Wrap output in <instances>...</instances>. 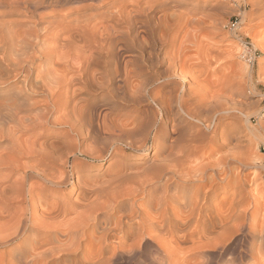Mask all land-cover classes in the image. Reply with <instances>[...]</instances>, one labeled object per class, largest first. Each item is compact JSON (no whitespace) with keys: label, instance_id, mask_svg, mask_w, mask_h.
Instances as JSON below:
<instances>
[{"label":"bare ground","instance_id":"obj_1","mask_svg":"<svg viewBox=\"0 0 264 264\" xmlns=\"http://www.w3.org/2000/svg\"><path fill=\"white\" fill-rule=\"evenodd\" d=\"M174 1L176 0H0V84L5 83L8 85L7 89L9 91L18 88L17 92H13V98L11 100L8 98L10 102L0 106V138H3L7 142V146H5L2 154H0V165L18 168L20 166L19 159H23V156L27 157L28 155L35 156V159H33L36 160L37 158L38 164H43V159H46V154H43L46 151L47 145L45 143L47 142H42L44 144H40L39 147H37L39 151L36 152L37 148L35 149V146L38 145L35 142L36 140L34 141L30 140L29 137H24L25 131L38 125L36 124V120L38 123L48 126L66 127L67 131L69 130V133L71 132L75 137L80 135V130L82 131L79 127H91L90 125L96 120V125L100 126L98 130L96 129L95 131H91L92 128H90L91 139L95 144L99 143L101 139H106L107 142L104 147L100 145L102 148L95 149L94 146L91 151L83 149L84 151L81 150L79 152L81 156L95 162V164L87 166L90 171L96 169L95 167L98 168L99 163L103 161L105 157H116L118 154L124 153L125 150L116 148L114 146L115 143H123L126 148L133 149L134 151H143L147 146V142L146 140L143 141L136 138V134L139 130H130L128 129L130 127L127 128L125 124L121 123L117 125L116 120L110 118L109 114L104 110L105 108L103 105L93 108L87 107L84 104L81 106V109H79L78 105L86 101L76 100V97L80 94L79 91L95 89L96 91H104V93L108 91L109 95L111 94V96L116 99V97L118 98L117 94L119 95L117 91L124 93L129 84L134 87L140 86L136 83V80L134 81V77H143V67H146V65L143 67L140 65L141 62H143L142 60H145V57V61H147L149 66H153L152 60H157L154 59V57L152 59L154 53L153 49L155 47L150 48L146 46L143 42L144 39H141V34L149 36L157 27L160 29V26L163 25L164 27L168 24L170 26L172 22L173 25L177 27L182 26L185 29L188 25L190 27L193 25L190 21L191 18L188 19L186 15L179 12L175 13V11L173 12L175 14L171 16L166 13L167 10L174 8ZM249 2L252 7L264 11V0H249ZM144 14H146L145 19L137 21L136 18L143 17ZM252 16L253 14L250 13L248 17ZM15 17H17V19ZM244 18L245 15L242 14V22ZM263 18L264 16L262 19ZM203 22V18H198L194 23L193 29L195 30V27H200V24H203ZM163 29L161 28L159 32L163 33ZM178 31L175 30V33L177 34ZM129 33L132 35L130 39L132 45L127 43L130 36ZM175 33L173 31V34ZM169 35L171 36L172 34ZM165 37L159 39H165ZM173 37L175 38V36ZM174 38L171 36L169 42L167 41L170 50L168 49V54L165 55L169 67L164 69V71L162 70L163 72H158L157 78L160 84L153 89L151 88L153 83H149L145 86L151 98L150 100L160 109L163 104V98L167 94L165 88L172 85L173 88L170 90L171 92L169 91L170 99L175 100V103L187 118L199 121L195 116L196 113L194 110L190 108V110H186V106L194 99L190 97L189 101L191 102L188 104V101L186 103L184 98L189 96L190 94L188 95V93L193 89L202 87L204 90L203 94L200 93V96L203 97V101H206V112L209 113V118L205 125L206 128H209L212 123H214L215 126L214 118L228 112V108H224L221 103L217 104L222 98V87L226 83V79H228V72L227 74L225 73L227 76H225L224 73L218 76L216 78L217 83L213 81L209 84L204 79H201V77L204 74V68L208 70L207 68H211L214 65L216 68H219L220 61L224 58L221 56L222 54H219V56L222 57L220 58L217 56V52V54L213 53L207 46H201L202 43L196 42L198 48L192 43V45L197 48L195 49L197 50V54L195 53V56H197L196 62L193 65H187L186 62H179V64L174 60V57L176 56L177 58V55L180 53L178 51L179 49H173L175 46H173V44H175L173 42ZM148 41L150 42V39ZM163 41L164 40H162V42ZM129 44L131 47L133 46L141 56L127 58L126 52L129 50ZM161 45L162 43L160 46ZM165 45L166 44L163 43V46ZM259 47L258 45L256 46V48ZM202 51L203 54L201 53ZM204 51L208 52L205 53ZM144 52H146V54H144ZM142 54L145 56H142ZM247 56L249 62L253 61L252 53L248 52ZM229 57H231V55ZM225 58H227V55ZM157 62L159 61L155 63L157 64ZM224 65L223 63L222 66ZM172 68L173 70L174 68H179L180 75H178V77H182V79H176L180 82L175 81L176 83H174L171 81L173 79V73H171ZM213 68L214 67H212V69ZM72 69L77 70V75L70 76V71ZM155 69L152 68V70ZM226 69L227 67L225 70ZM214 72L217 71L214 70ZM186 78L192 82V87L185 88V86L180 84ZM147 79H149V77ZM207 79L208 78H206V80ZM229 79L227 81L229 84L235 82L234 78L231 80ZM114 81L117 82L118 86L115 90H112L109 86L113 87L111 84ZM25 96L39 98L37 104H40V109H36V114L34 115V113H32L33 115L31 114V118L29 114V116L23 115L24 117H19L20 111H22L21 109L27 104L26 102H29H25V100L22 99ZM124 97L125 96H122V101H124ZM40 98H42V100ZM132 98L134 102L140 100L139 97ZM82 99L85 98L82 97ZM108 102L109 101H107V103ZM70 104H72L70 110L67 111ZM164 106L168 107L166 104H164ZM111 108H115L114 103ZM26 109L27 108H25V110ZM78 109L79 111H77ZM153 109L148 106L143 110L142 119L144 121L149 122V118L156 114ZM166 110L164 107L163 114L166 113ZM25 113H27V111H25ZM86 113L89 118H87ZM259 114L260 113H257L256 115L258 116ZM99 118L102 119L100 123L98 122ZM216 121V125L219 126L220 120L217 118ZM244 123L246 133L241 132L240 136L251 134L256 137L257 130L254 126L249 124V117L246 115L244 117ZM141 124H143V122H141ZM105 125H110L113 129L112 132L106 133L103 131L102 128ZM184 128L185 125L183 129ZM191 129L192 128H190V131ZM159 132L160 131H158L157 136H153L156 143L163 134ZM221 133L218 134L220 139ZM194 137L195 136L190 137L189 142L194 140ZM181 138L184 139V137ZM197 140L195 139V141ZM70 141H73V139ZM215 141L216 140L210 138L203 147H197V145L191 147L192 145H190L186 150H184V147V149L180 150V148L173 153L170 152V149V154L167 152L166 154L168 155L163 158L162 162H160V160V164L157 167H151L147 172L120 170L114 175L112 174V177H107L105 180L93 183H84L82 181V176L77 172L73 182L71 174L67 175L65 172H61L59 176H54L53 174L41 176L36 174L35 177L40 180L43 179L44 182H42V180L31 182V180H27L24 175L21 180L10 184L8 182V177H10L13 172L10 174L7 173V176H4L2 180L0 179V198H3L2 194L6 193L7 190L15 189V187H18L20 184L27 183V203H33L39 196H44L47 193H55L56 189H51L52 191H46V188L45 190L43 189L45 183L50 182L52 185L55 184L56 186H65L68 184L77 185L78 194L75 200L77 199L80 202L71 206L64 204L60 207L58 205L47 208V205L45 206L44 202H42L43 206H45L42 213L37 215V208H32L29 218L26 215L27 206L25 209L22 208L24 205L22 207L19 206L20 209H23L22 211L9 212L10 214L7 215L3 214L2 212L5 210L3 211V209H1L0 247L10 246L12 244L15 246V244L17 245L20 241L26 245V247H23L24 249L13 253L15 264H62L63 253L72 252L75 255L80 248H84L83 245L85 243L82 244L81 237H84V234L87 233L88 230L102 228L104 229V233H102L105 237H112L114 231L111 232L102 227L103 224L105 225L108 222V217L102 218L101 215L104 211H107L109 213H121V216H119V218L117 217V221L114 223L115 228H111V230L116 229V233L117 230L119 231L121 229V226L127 223H135V237L132 240V243L135 245L139 246L145 241H151L153 238L152 236L151 238L149 237V233L152 230L163 229L165 234L160 238L169 235L170 238L168 241L166 239V241L169 242V240L172 239L174 243L173 246H176L175 248H177V250L180 245L188 242L194 245L202 240L206 241L211 245V248L217 250L216 262L213 264H264V203L260 204L261 199L264 197V174L261 178V185H259L260 183L256 185V181H258L256 179V174L255 180L252 178L248 182L244 181V175H242L241 169L235 172V169L229 166L230 164L226 159L227 157H232L231 160H235V153L237 154V152H229L230 155L224 158L222 155H219L221 153L219 150V143L217 144L218 138L217 141ZM187 142L188 141H186V143ZM51 143L53 144V142ZM181 143L182 142H180V144ZM49 146L50 145H48V147ZM55 146L59 145L55 144ZM174 146H176V144ZM60 156L58 158H60ZM210 159L212 161H210ZM237 159L235 161H237ZM255 161L257 160L255 159ZM53 163L54 162H52V164ZM67 163V160L62 161V164ZM76 163L75 161L71 163V170H74V172L76 170ZM245 163L241 166L247 168L248 166L245 165ZM247 163L249 162L247 161ZM54 164H56V161ZM22 165L24 164L22 163ZM234 167L235 166H233V168ZM252 176L254 177V175ZM160 179H163L164 183L160 186L155 185V182ZM231 179L233 180L232 183H230ZM246 182L248 187L246 186ZM196 183L199 184L196 188L190 189L187 187L188 185ZM147 184L154 185L148 188L145 186ZM232 188V195L236 197V204L234 205L238 208L222 212L223 210L216 208L217 203L214 201L216 194L218 191H224V193L227 194ZM42 189L45 192L42 191ZM179 191L185 195V198L181 201H175V195ZM138 195H141L147 200L145 205L139 204L140 206H138L136 203H126L129 197ZM154 197H157V206L160 210H154L157 208L155 206L156 208L153 210L156 212L153 211L154 213H151L150 204ZM169 201H174L176 203L172 202V205ZM4 203L5 202L2 204ZM8 205L6 206L8 207ZM68 215H73V217L65 220ZM177 222H179V224ZM175 226L178 228L176 229ZM38 228H42V232L44 230L55 232L57 245L48 247V245L53 242L52 240L55 239L54 236H52L54 239L47 238L49 235H45V237L42 236L38 242L29 241L27 238L24 239L25 235L38 230ZM234 234L238 235L237 245L236 248L231 251L229 247H226L225 242L231 239ZM92 236L91 234V237ZM155 238L156 237H154V239ZM155 240L156 242L159 241L157 238ZM161 240H164V238ZM156 242L154 241L155 244ZM129 248H132V246ZM198 248L200 247H193L191 250ZM73 254L71 255L73 256ZM161 256H158V258ZM99 259L101 258L99 257ZM72 260L74 261V259ZM80 261L82 260L80 259ZM103 261L104 260L97 261L95 264H102ZM86 262L88 261L86 260ZM89 262L92 263L93 261L90 260ZM166 262V264H168L170 261L166 259Z\"/></svg>","mask_w":264,"mask_h":264},{"label":"rangeland","instance_id":"obj_2","mask_svg":"<svg viewBox=\"0 0 264 264\" xmlns=\"http://www.w3.org/2000/svg\"><path fill=\"white\" fill-rule=\"evenodd\" d=\"M173 4L175 5V6H173L174 8H171V10L170 9L167 10L166 13L169 16H171V15L179 12L183 15L188 16V19L191 18L190 21L193 24V25H191L192 29L189 25L187 26L186 29L181 26L183 28L182 29L179 26L177 27L176 25H173V22H172V23H170V24H172V25H170L171 27L169 26V24L165 25L166 27H164V25L160 26V29L164 28L163 33H160L159 32L160 29H159V27H157V29H155L156 31L155 30L152 31L149 36L141 34V39H144L143 42L146 46H148L150 48L155 47L154 49L152 48L154 50L152 59L154 57V59H157V60H152L153 66H149L147 61H145L146 60L145 57H144L145 60H142L143 62H141L140 65L142 67L144 65H146V67L145 66L143 67V70H144L143 71L144 72L143 77L139 76V77H134L135 79L133 78L134 81L136 80V83L140 86L134 87V86L129 84L124 93L117 91V93H119V95L117 94L118 98L116 97V99L113 98L111 96V94L109 95L108 91H105V93H104V91L97 90L98 91L97 92L95 89H93V90L91 89L88 91H79L80 94H78L76 97V100L86 101L88 103L87 104L86 102H83L81 105H78L79 109H81V106L84 104L87 107H93V108H95L99 105H103L105 108L104 110L109 114L111 119L116 120L117 125H119L121 123V124H125L127 128L130 127V128H128L130 130H132V129L139 130V132L136 134V136H137L136 138L138 140H143V141L146 140V142H147L146 148L143 151H134L133 149L126 148V146L123 143H120V142L115 143L114 146L120 150L124 149L125 150L124 153L118 154L116 157L115 156L114 157L113 156L105 157V159L99 163L98 168L95 167L96 169H93L90 171V170H88L87 166L95 164V162L90 160L89 158L81 156L79 152L83 149L86 151H91L94 146H95L94 147L95 149L102 148L100 145H102L104 147V145H106V142H107L106 139H101L99 141V143H97V144L93 143V141L91 139V133L90 132L95 131L96 129L98 130V127L100 126V125L99 126L96 125L97 124L96 120L90 125L91 127H87V126L86 127L83 126L84 128L79 127V129H82V131L80 130V135L76 136V137L73 136V134L71 132L69 133V130L67 131L66 127H56V126L54 127L52 125L48 126V125H44L42 123H38V121L36 120V124H38V125L31 127L32 130L30 128L29 130L25 131L24 137H29L30 140H34V141L36 140L35 142L38 145L35 146V149L37 147H39L40 144H44L45 142H47V143H45L47 145V148H46L45 153L43 154V155L46 154L45 155L46 159L44 158L43 164L40 165V164H38L37 158H36V160H34L35 156H29L28 155L27 157L23 156V159L22 158L19 159V162H20L19 167L20 168L19 167L18 168H10L8 165H0V179L1 180L4 176H7V173L10 174L12 172L13 173L10 175V177H8L9 181L7 180L10 184L15 182V181L21 180L24 177V175L26 176L27 180H31V182H38L40 179L35 177L36 174H39L41 176L45 175V174H53L54 176H59V174L61 172H65L67 175L71 174L72 181L74 182V180H75L74 177H75V174L77 172V173H79V175L82 176V181L84 183L85 182L86 183H88V182L93 183L96 181L105 180V178H107V177H112L115 173H117L120 170H128L129 172H136V171L147 172L150 170L151 167H153V168L157 167L160 164V162H162L163 158L166 155H168L166 153L167 152L169 153L170 149L172 150V151L170 150V152L173 153L180 148H181L180 150L184 149V147H185L184 150H186L187 148H189L190 145H192L191 147H193V145H197V147H203V145L205 146L207 144V142L209 141L210 138L214 139L216 141L218 138L217 144L219 143V146H220L219 147V150L221 153V154H219L220 156L222 155V157L225 158L226 156L230 155L229 152H234V153L237 152V154L235 153V155H236L235 160L237 158L240 159V160L237 159V161H235V160H231L232 157H230V158L227 157L226 159L230 164L229 166L232 169H235V172L239 171L241 169L242 175H244L243 179H244V181H247V182L249 180H251L252 178H254V180H255V176L257 175L256 179L258 181H256V185H258L259 183H260L259 185H261V182H262L261 178L263 177V174H264V111H263L264 110V18L262 19V17L264 16V11L262 9H259V8L257 9V8L252 7L249 0H176V1H174ZM239 6H240V8H239ZM174 11H175V13H173ZM215 11H217V12H215ZM250 13L253 14L252 17H248ZM204 14H205V16H204ZM242 14L245 15L243 22L241 20ZM257 14H259V15H257ZM145 15L146 14H144L143 17L136 18L137 21H140V19L144 20ZM211 15H212V17H211ZM15 18L17 19V17H15ZM198 18L199 19L203 18L204 22H203V24H200V27H198V28L195 27V30H194L193 29L194 23L198 20ZM16 19H14V20H16ZM215 23H217V24H215ZM167 29L168 30L170 29V30L168 31ZM175 30L176 31L179 30L177 32V34L175 33ZM124 31H126V30H124ZM173 31L175 34H173ZM166 32H167V34H166ZM169 34H172L171 35L172 38H174L173 36H175V38L173 39L174 40L173 42L175 43V44H173V46L175 45L174 46L175 48L173 47V49H175V50L179 49L178 51L180 52L178 55L176 54L177 58H176V56L174 57V60L177 63L186 62L187 65H193L196 62L197 56H195V55L197 54V50H195V49L198 48V46H196V44L198 42L202 43L201 46H207L208 48H210L212 50L211 52H213V53L217 52L218 53L217 56H219V54L220 55L222 54L221 56L224 59H226V60L223 59L224 61L221 60L222 62L220 61V67L219 68L218 67L216 68L214 65L212 67H214L215 69L214 68L212 69V67L207 68L208 70H206L205 68H204V70L202 69L204 74L201 77V79H204L209 84L213 81L215 83H217L216 78L218 76L222 75L223 73L225 76H227L226 75L227 72H228L227 77H228V79L230 78L229 80H231L233 78L235 79V82H231V84H229L227 82L228 79H226L227 81L225 80L226 83L224 81V83L227 85L224 84V86L222 87V98L217 102V104L221 103V105L224 108H228L227 109L228 112L226 114H223V115H218L217 117L214 118L215 126H214V123H212L209 128H206L205 124H207V119L209 118V113L206 112V103H205L206 101L205 100L203 101V99H202L203 97L200 96L201 94H203V90H204V89H202V87H199L197 89H193L191 92L188 93V95L189 94L190 95L185 97L187 99L184 98V101H186V103L188 101V104H189V102H191V101H189L190 97L194 99L188 106H186V110L187 111L190 109L194 110L196 113L195 116L197 117V119L199 121L201 120L200 122L197 120H191V119L187 118L182 113V111L180 110L178 105L175 103V100L170 99L169 93L171 92L170 90L173 88L172 85H169L165 88L167 94L163 98V104H162V107H160V109L157 108L153 104V102L150 100L151 98L149 97V95L147 93V89L145 86L149 83H153L151 88L153 89V88L157 87L160 84V83H158V78H157L158 74L160 72H163L164 69L169 67V63H168V60L166 59V55H165V54H168L167 50L170 48L169 45H167V44H169L168 43L170 40L169 38L171 37ZM129 35L130 36L128 38L127 43H130L132 45V41L130 40L132 35H131V33H129ZM151 36H152V38H151ZM164 37H165V39H159V38H164ZM147 39L148 40L150 39L151 44ZM162 40H164V41L162 42ZM165 41H166V43H165ZM161 43H162V45L160 46ZM163 43L166 44L167 46L166 45L163 46ZM192 43H194V45L197 48H195V46L192 45ZM130 44L128 47L129 50H127L128 52H126L127 58L132 57V56H141V54H139V52L136 51L133 46L131 47ZM257 45L260 46L261 49H260V47L256 48ZM163 52H164V54H163ZM207 52L208 51H206L205 53H207ZM248 52L252 53V55H253V61H251V62H249V60H248V56H247ZM201 53L203 54V51ZM144 54H146V52H144ZM144 54H142V56H145ZM226 55H227V58H225ZM228 55L229 56L231 55V57H229ZM221 56H219V57L222 58ZM165 60H166V62H165ZM156 61H159V62L161 61V62L160 63L157 62V64H156L155 63ZM223 63L225 64L224 66H222ZM226 67H227V69L225 70ZM152 68H154V69L156 68V69L152 70ZM72 70L70 71V76L77 75V72H76L77 70L76 69H72ZM214 70L217 72H214ZM171 73H173V77H172L173 79L171 81H173L174 83L180 82L178 79H176V78L182 79V77H178V75H180L179 68H174V70L172 68ZM151 74H153V75H151ZM2 76H4V75H2ZM148 77H149V79H147ZM227 77H225V78H227ZM206 78H208V79L206 80ZM191 83L192 82L189 79L187 80V78H186L180 84L185 86V88H186V87H192ZM116 84H117V82L114 81L111 84L113 87H111V86H109V87L112 90H115V88L118 86V84L117 85ZM7 86L8 85H6L5 83L0 84V106L2 104L9 103L10 100L13 98L14 93L18 91V88H15L13 91H9L7 89ZM94 90L96 93L94 92ZM196 90H198V91H196ZM122 96H125L124 101L121 100ZM82 97L85 99H82ZM132 97H139L140 100L134 102ZM22 99H24L25 102L26 101H29V102H26L27 104L25 103L26 105L23 107L24 109L23 108L21 109L24 112L20 111L19 117H24V116H27L29 114L30 116L29 115L28 116L31 118L33 115L32 113H34V115H35L36 114L35 110L40 109V104H37V102H39V98L38 97L30 98V97L25 96ZM40 99L42 100V98H40ZM101 99H104L105 101L101 100ZM107 101H109V102L107 103ZM123 102H125V103H123ZM113 103L115 104V108H111ZM164 104L168 105V107L164 106ZM71 105L72 104H70L67 111L70 110ZM148 106L151 109L154 108L153 111H154V113L156 112V114H154V116L149 118V120H148L149 122H146L142 119V112ZM164 107H165V110L167 109L166 113H169V114H166V113L163 114ZM25 108H27V109L25 110ZM161 108H162V110H161ZM79 109L77 111H79ZM83 109H85V108H83ZM28 110H30V111H28ZM25 111H27V113H25ZM257 113H260V114L257 116L256 115ZM86 115H87V113H86ZM245 115L249 117V124L256 128V130H257V136L256 137L252 136L251 134L250 135L244 134L243 136H240L241 132L246 133L245 132V123H244ZM87 118H89L88 115H87ZM217 118L220 120L219 126L216 125ZM98 120H99L98 122L100 123V120H102V119L99 118ZM122 122H124V123H122ZM141 122H143V124H141ZM195 123H197V124H195ZM170 125H172V126H170ZM184 125H185V128L183 129ZM213 127H214V129H213ZM90 128H92L93 130L91 129V131H90ZM141 128H143V129H141ZM190 128H192L191 131H190ZM194 128H195V130H194ZM102 130L107 133V132H112L113 129H112V127H110V125L109 126L105 125V126H103ZM158 131H160L159 133H163V134H162V137L161 136L159 137V139L156 143L154 141L153 136H157ZM220 133H221V139L218 136V134H220ZM89 135H90V137H89ZM175 136H176V138H175ZM193 136H195L194 140H191V142H189V138L193 137ZM181 137H184V139ZM197 137H198V140H197ZM72 139H73V141H70ZM179 139H181V140H179ZM195 139L197 141H195ZM179 141L182 143L180 144ZM186 141H188V142L186 143ZM4 142H5V144H4ZM42 142H44V143H42ZM51 142H53L54 145ZM173 142L176 144V146H174L175 144ZM177 143H178V145H177ZM185 143H186V145H185ZM55 144H57L59 146H55ZM48 145H50L51 147L50 146L48 147ZM52 145H53L54 149L52 148ZM91 145H93V146H91ZM179 145H180V147H179ZM5 146H7V142L3 138H0V154H2V151L5 148ZM96 146H98V147H96ZM75 148H77V149H75ZM85 148H87V149H85ZM172 148H174V149H172ZM38 151H39V149L37 148L36 152H38ZM109 153H111V152H109ZM226 153H227V155H226ZM60 154H61V156H60ZM59 156H60V158H58ZM251 158H252V160H251ZM30 159H31V161H30ZM56 159H58V160H56ZM255 159L257 161H255ZM64 160H67L68 163L62 164V161H64ZM55 161H56L57 165L54 164ZM73 161L77 162L75 172H74V170H71V163ZM210 161H212V160L210 159ZM238 161L244 162V163L245 162L247 163V161H248L249 163H247V164L245 163V165H247L249 168L247 167L248 168L247 169V168L241 166L244 163H239ZM52 162H54V163L52 164ZM22 163L24 165H22ZM233 166H235V167L233 168ZM71 171H73V172H71ZM55 173H57V174H55ZM252 175H254V177ZM18 178H20V179H18ZM41 180H42V182H44L43 179H41ZM160 180L155 182V185L160 186L164 183L163 179H160ZM232 182H233V180L231 179L230 183H232ZM247 182H246V184H247ZM26 185H27V183L26 184H20L18 187H15V189L13 188L11 190H7L6 193L2 194L3 198H0V210L3 209V211L4 210L6 211V212L5 211L2 212L3 214L7 215V214H10V213H13L16 211H22L27 206L28 209H27L26 215L29 218L30 210L32 208H35V209L37 208L38 210L36 209V214L40 215L42 213V211L45 209L46 205H47L46 208L51 207V206L52 207L58 206V205L60 207L64 204H68L69 206H71V205H75L76 203L80 202L77 199L75 200V198L78 194L77 185L68 184L65 186H56L55 184L52 185V183L46 182L45 187L43 189L45 190V188H46V191L47 190L52 191V190L56 189L55 193L54 194H51V193L48 194L47 193L44 196H39V198H41L42 200L44 199L43 201L37 197V199L33 203H27L28 198L26 197L27 196V191H26L27 186ZM152 185H154V184H152ZM152 185L147 184L145 186L150 188V186H152ZM196 186H199V184L196 183V184L188 185L187 187L192 189V188H196ZM246 186L248 187V184ZM252 188H253V186H252ZM43 189H42V191H44ZM232 190H233V188L230 189L227 194L224 193V191L223 192L222 191L217 192L216 198L214 199V201L217 203V205H216L217 209L223 210L222 212H226V211H230V210H233L235 208H238L236 205H234V204H236V197H233ZM20 191H21V193H20ZM184 196L185 195H183V193L179 191L175 195V201L183 200L185 198ZM154 198L152 200L153 202L151 201V204H150L151 213L154 210H157V211L160 210V208L157 206V199H156L157 197H154ZM144 199L145 198L142 197L141 195L140 196L138 195L135 197L131 196L127 199L126 203L127 204L136 203L138 206L145 205V202L147 200L145 199V201H144ZM14 200H15V202H14ZM1 201L5 202V203L2 204L3 202H1ZM11 201H12V203H11ZM42 202H44L45 206H43ZM169 202H170V204H172V202H174V201H172V202L169 201ZM153 203L154 204L156 203V204L154 205ZM174 203H176V202H174ZM262 203H264V197L261 199L260 204H262ZM32 204H34V205H32ZM6 205H8V207ZM2 206H5V207H2ZM19 206L20 207L23 206L22 207L23 209L22 208L20 209ZM154 208H156V209H154ZM187 208H189V207H187ZM186 210H188V209H186ZM154 212H156V211H154ZM178 213H179V211H178ZM102 215H101L102 218L108 217V222L106 223L107 225L106 224L104 225L102 223L103 224L102 227L105 228L106 230L111 231V232L114 231L115 233L113 232L112 237L106 236L107 237L106 238L105 235L103 234L104 229H102V228L101 229H97V228L90 229V230H88V232L86 231L87 233L84 234V237L85 236L86 237L85 238L81 237L82 244L85 243L83 245L84 248L83 247H82V249L80 248L77 251V253H75V255L72 252L71 253L70 252L69 253L68 252L63 253L64 256L62 255V259H63L61 261V262H63L62 264H71V263L72 264H75V263L76 264H95L97 261H101V260H104L102 264H163L164 262H165L164 264H166L167 263L166 259H168L170 262H172V263L169 262L168 264H178V263L179 264H211V263L213 264L214 262H216L215 258H216L217 250L211 248V245H209L206 241L202 240L198 243H195L194 245H192L190 242H188V243H185L183 245H180L179 249L177 250V248H175L176 246H173L174 243L172 242V239H170L169 242H167L168 239L170 238V236L168 234H172V233H168L167 234L168 236L162 237V238H164V240H161L162 238H160V237L164 236L165 231H163V229L162 230L161 229L160 230L155 229L149 233V237L151 238V236H152L153 239L151 241H145L138 246V245H135L132 243V240L135 237V229H134L135 223H127L126 225L121 226V229L119 230L120 232L117 230V233H116V231H115L116 229L111 230V228H115L114 223H116L117 217L119 218V216H121V213H109L107 211L106 212L104 211L102 213ZM72 217H73V215H68L65 218V220L70 219ZM200 219H202V218H200ZM60 220H62V219H60ZM177 223L179 224V222H177ZM104 226H106V227H104ZM177 228L178 227H176V229ZM96 230H98V231H96ZM44 231L42 232V228H40V229L38 228V230H35V231L25 235L24 239L27 238L29 241L38 242V241H40V238L42 236L45 237V235H49V237H47V238H53L52 236H54V238L56 239V237H55L56 233L55 232L45 231L46 232L45 233ZM80 233H81V231H80ZM91 234L94 237L93 236L91 237ZM88 237H90V238H88ZM154 237H156L157 240H159V241L156 242V240H155L156 238L154 239ZM82 238H83V240H82ZM99 238H101V239H99ZM237 238H238V235L234 234L231 239H229L228 241L225 242V245H226V247H229V250L232 251L233 249L236 248ZM88 239H89V241H88ZM166 239H167V241H166ZM54 240H52L53 242L51 244H49L48 247H54L55 245H57V239L55 241ZM99 240H101V241H99ZM154 241L156 242V244L154 243ZM20 242H18L17 245L15 244V246H14V244H12L10 246H3V247L1 246L0 247V264H15L14 258H13V253L18 251V250L24 249L23 247H26L25 244H23L22 242L20 243ZM131 246H132V248H129ZM193 247H200V248L195 249V250L194 249L191 250ZM71 254H73V256ZM98 256L101 259H99ZM158 256H161V257H159L161 259H159ZM164 256H166V257H164ZM95 257L96 258L98 257V258L96 259ZM72 259H74V261ZM80 259L82 261H80ZM92 259H94V260H92ZM86 260L88 262H86ZM90 260L93 262L92 263L89 262ZM202 262H204V263H202Z\"/></svg>","mask_w":264,"mask_h":264}]
</instances>
